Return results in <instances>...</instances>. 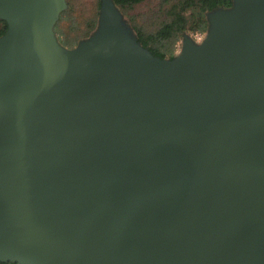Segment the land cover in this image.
<instances>
[{
    "label": "water",
    "instance_id": "obj_1",
    "mask_svg": "<svg viewBox=\"0 0 264 264\" xmlns=\"http://www.w3.org/2000/svg\"><path fill=\"white\" fill-rule=\"evenodd\" d=\"M173 58L115 0L72 48L68 0H0V261L264 264V0Z\"/></svg>",
    "mask_w": 264,
    "mask_h": 264
},
{
    "label": "rangeland",
    "instance_id": "obj_2",
    "mask_svg": "<svg viewBox=\"0 0 264 264\" xmlns=\"http://www.w3.org/2000/svg\"><path fill=\"white\" fill-rule=\"evenodd\" d=\"M179 1L181 0H144L125 10L121 8V10L136 33L137 30L135 29V25L146 33H152L160 28L164 22L171 20L172 14L170 10L173 9V6L179 3ZM68 4L69 7L66 10L70 9V14L66 15L62 20L60 15L57 21V23L60 22L63 30H59L56 26L55 30L60 42L66 47L72 48L75 47L80 40L90 37L97 29L99 15L97 16L95 27H91V25L93 22L92 19L95 18L98 11V0H68ZM98 13H100V10ZM207 31L208 26L205 30L184 31L174 46V56L180 52L185 34H189L195 41L201 42L206 37ZM65 38H70V41L75 43V45L71 46L72 44H68L69 42L67 41L63 43L62 40H65ZM166 57L170 58L168 56Z\"/></svg>",
    "mask_w": 264,
    "mask_h": 264
},
{
    "label": "trees",
    "instance_id": "obj_3",
    "mask_svg": "<svg viewBox=\"0 0 264 264\" xmlns=\"http://www.w3.org/2000/svg\"><path fill=\"white\" fill-rule=\"evenodd\" d=\"M144 0H115L116 4L122 9H126L137 5ZM70 4V3H69ZM232 0H181L179 3L173 6L171 9L172 18L171 20L164 22L160 28L155 32L146 33L140 27L135 25L137 30V36L142 44L149 47L155 55L160 57L173 58L175 44L186 30H205L208 26L207 12L218 7H230L232 6ZM101 6V0H98V11L91 27H95L97 23V16ZM70 9L62 12L61 20L70 14ZM8 24L5 20L0 19V36L3 35L7 30ZM59 30L61 28L60 22L56 24ZM69 42L68 44L75 45L70 41V38L62 40L63 43ZM0 264H18L15 262H2Z\"/></svg>",
    "mask_w": 264,
    "mask_h": 264
}]
</instances>
